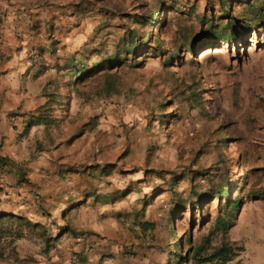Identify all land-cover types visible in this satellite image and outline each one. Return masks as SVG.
I'll return each instance as SVG.
<instances>
[{
  "label": "rangeland",
  "instance_id": "374dc122",
  "mask_svg": "<svg viewBox=\"0 0 264 264\" xmlns=\"http://www.w3.org/2000/svg\"><path fill=\"white\" fill-rule=\"evenodd\" d=\"M17 61L56 76L61 101L41 108L38 150L103 167L85 192L146 197L153 227L137 216L114 233L75 232L91 204L44 227L8 219L3 264H44L30 254L45 257L60 226L101 243L83 264H116L111 247L129 264H264V0H0V82ZM21 237L23 259L11 243ZM225 244L229 255L210 262Z\"/></svg>",
  "mask_w": 264,
  "mask_h": 264
},
{
  "label": "crops",
  "instance_id": "0c3cea01",
  "mask_svg": "<svg viewBox=\"0 0 264 264\" xmlns=\"http://www.w3.org/2000/svg\"><path fill=\"white\" fill-rule=\"evenodd\" d=\"M40 65L41 63L30 67L28 62L20 64L17 61L8 69L4 82H0V89H7L0 101V222L24 219L37 227H44L47 222L45 216L51 214L60 218V223H66L70 210L78 207L84 209L90 204L93 207L86 209L91 217L90 222L73 220L70 223L77 233L86 230L104 231L105 226L110 228L106 229L108 232H117L121 219L127 218L129 221L138 212H143L145 216L143 223L148 222L146 197L145 201L139 199L133 203L131 199L135 197L134 193L118 196V199L112 196L110 199L99 193L85 192L86 188L82 187L85 186L82 182H87L91 171L100 170L102 167L90 168L84 164L75 166L66 159L65 162L58 161L66 157L56 151L52 154L46 149L38 150L39 144L47 143L45 134L42 137V133H45L42 129H45L46 125L40 124L27 131L26 127L32 119L30 114L39 116L43 114L41 108L61 101L56 91L58 86L55 84L54 70ZM12 112H18L22 116L10 119L8 116ZM56 148L57 146L52 150ZM61 163L63 164L60 165ZM72 187L78 194L76 199L70 197L73 193L69 192ZM73 201L78 202L72 203ZM129 225L127 224L128 227ZM142 226L144 232L152 228ZM55 231L57 233L49 237L51 246L45 257L37 254H30V257L43 259L44 264H83L82 260L93 259L97 248L102 246L95 239L86 236L77 235L69 239L62 226ZM24 240L26 239L21 237L11 242L15 256L20 259L25 258L28 252L29 244H25ZM109 250L114 252L113 263L129 264L128 261H123L125 254L120 256L115 247ZM125 253L133 255L130 251ZM107 255L111 256V253ZM8 256L9 254L5 253L0 259V264L11 260Z\"/></svg>",
  "mask_w": 264,
  "mask_h": 264
},
{
  "label": "trees",
  "instance_id": "16d2710c",
  "mask_svg": "<svg viewBox=\"0 0 264 264\" xmlns=\"http://www.w3.org/2000/svg\"><path fill=\"white\" fill-rule=\"evenodd\" d=\"M132 39H133L132 37H130V39H128V40H127V38L124 39V41H127V42L124 43L125 47L128 48V49H126L127 52L134 51L136 49L135 45L131 42ZM72 62H74V61H72ZM74 65H81L82 66L83 64L77 63V61H75L74 64H72L69 68L71 69L72 67H75ZM77 67H79V66H77ZM83 69H84V67H81L79 71L73 70L72 73H74L78 77H80L81 75H84L83 74L84 73V70ZM46 115H47L46 113H43V114H40L39 116H33L32 119L29 121V123H28V125L26 127L27 128L26 130L28 131V130H30L34 126L40 125L42 123H45V121H46L45 119L48 118V116H46ZM101 172L102 173L104 172V168L103 167L101 168ZM225 193H226V191H222L220 193V197H222ZM106 198H109V197H106ZM174 204L177 205V202L174 203ZM234 204L235 205L238 204V201H236V203H234ZM174 210H175V207H174ZM137 216L144 217V214H143V212L142 213L138 212L135 217H137ZM19 220L23 221L24 219H19ZM142 225H144L145 228L153 227V224L152 223H149V222H144ZM34 226L37 227V225H34ZM39 226L40 225H38V227ZM231 251H232L231 248H229V246L225 244L221 248L217 249L214 252L213 256L210 257V260L209 261L211 262V261H213V259H219V258L220 259H224L225 257H227L229 255V253Z\"/></svg>",
  "mask_w": 264,
  "mask_h": 264
}]
</instances>
